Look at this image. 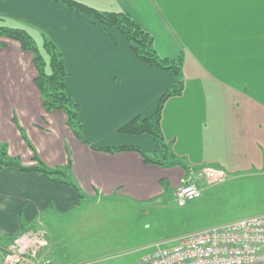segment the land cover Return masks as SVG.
Listing matches in <instances>:
<instances>
[{"label":"crops","instance_id":"1","mask_svg":"<svg viewBox=\"0 0 264 264\" xmlns=\"http://www.w3.org/2000/svg\"><path fill=\"white\" fill-rule=\"evenodd\" d=\"M79 1L128 13L153 36L159 56L183 55L182 93L165 101L160 121L175 155L188 166L224 175L264 169V0ZM0 17L45 35L61 50L65 90L79 106L81 135L92 145L75 136L62 110L45 111L32 53L0 38L6 44L0 46V143L23 165L39 159L51 168L68 166L82 195L37 172L1 169V241L8 245L21 233L18 217L26 230L36 229L44 213L69 211L85 197L152 199L166 182L174 192L183 176L180 167L145 163L132 150L103 148L135 146L151 153L150 135L122 134L118 128L136 115H150L176 78L141 62L119 33H113L114 44L85 15L52 0H0ZM39 50L45 60L43 47Z\"/></svg>","mask_w":264,"mask_h":264},{"label":"rangeland","instance_id":"2","mask_svg":"<svg viewBox=\"0 0 264 264\" xmlns=\"http://www.w3.org/2000/svg\"><path fill=\"white\" fill-rule=\"evenodd\" d=\"M5 24L17 25L8 19ZM30 34L42 49L39 34L32 29ZM189 167L180 184L207 166ZM161 188L162 194L152 199L85 197L69 211L44 213L38 228L26 230L40 231L44 238L36 257H43L42 264H137L154 243L171 246L178 235L264 213V169L226 173L214 183H202L201 197L183 206L172 185L166 182Z\"/></svg>","mask_w":264,"mask_h":264},{"label":"trees","instance_id":"3","mask_svg":"<svg viewBox=\"0 0 264 264\" xmlns=\"http://www.w3.org/2000/svg\"><path fill=\"white\" fill-rule=\"evenodd\" d=\"M52 1L64 6L71 12L85 15L89 22L95 25L114 44L117 43V39L113 33H119L128 42L130 50L141 62L148 66L157 67L176 78L175 82L159 96L156 108L150 115H136L118 128V132L122 134L150 135L155 145V149L151 153L135 146L106 147L103 150L110 152L132 150L138 152L145 163L161 167L178 166L183 171H188L190 167L184 160L174 154L169 143L165 141L160 128L162 108L165 101L170 97L179 96L183 90V55L180 54L174 58L159 56L154 48L153 36L124 11L98 10L78 0ZM0 22L2 23L0 24V38L15 40L23 50L32 53V63L37 72L34 82L40 92L45 111L62 110L67 117L66 123L75 136L90 145L81 135V124L78 119L79 106L65 90L68 71L65 68L61 50L52 40L45 35L42 36V47L48 56V71L45 69L46 62L28 30L19 25L10 26L5 24L6 19L3 17H0ZM5 45L4 42H0V46ZM7 167L22 172H37L51 182L70 186L78 193L80 198L82 197L76 184L71 181L68 175V166L51 168L39 159L33 165H23L8 154L5 144L0 143V170ZM18 221L21 232L19 235H21L26 231V227L21 217H18ZM14 239H10V241ZM5 245L0 239V254H4Z\"/></svg>","mask_w":264,"mask_h":264},{"label":"built area","instance_id":"4","mask_svg":"<svg viewBox=\"0 0 264 264\" xmlns=\"http://www.w3.org/2000/svg\"><path fill=\"white\" fill-rule=\"evenodd\" d=\"M223 175L220 169H201L195 179L174 190L177 204L198 199L202 183H214ZM172 242L154 243L137 264H264V213L181 234ZM44 243L40 231H25L5 247L1 264H42L43 257H36V252Z\"/></svg>","mask_w":264,"mask_h":264}]
</instances>
